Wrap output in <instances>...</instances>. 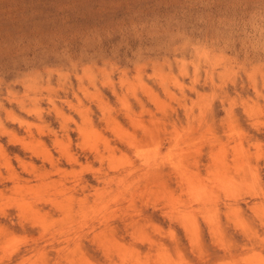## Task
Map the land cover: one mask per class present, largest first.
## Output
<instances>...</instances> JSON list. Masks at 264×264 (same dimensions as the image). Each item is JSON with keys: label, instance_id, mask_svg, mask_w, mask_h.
I'll return each instance as SVG.
<instances>
[{"label": "rangeland", "instance_id": "1", "mask_svg": "<svg viewBox=\"0 0 264 264\" xmlns=\"http://www.w3.org/2000/svg\"><path fill=\"white\" fill-rule=\"evenodd\" d=\"M0 264H264V0H0Z\"/></svg>", "mask_w": 264, "mask_h": 264}]
</instances>
